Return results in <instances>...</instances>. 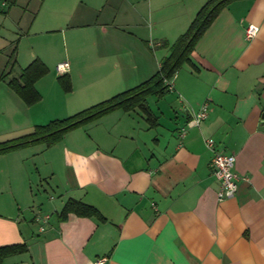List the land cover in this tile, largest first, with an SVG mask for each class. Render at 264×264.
Listing matches in <instances>:
<instances>
[{"label":"crops","instance_id":"1","mask_svg":"<svg viewBox=\"0 0 264 264\" xmlns=\"http://www.w3.org/2000/svg\"><path fill=\"white\" fill-rule=\"evenodd\" d=\"M1 1L19 25L33 0ZM37 1L26 33H0L11 42L5 67L16 48V74L37 58L49 68L33 105L5 81L22 104L4 108L28 111L34 126L150 79L208 0ZM252 24L259 31L247 38ZM33 32L45 37L43 53L34 42L22 47ZM64 61L69 92L56 68ZM164 84L163 96L147 97L151 120L139 107L117 109L53 146L0 155V247L26 245L1 264H91L104 256L108 264H264V0L223 7ZM47 96L56 113L44 121L48 113L32 109ZM205 106L206 119L192 124ZM215 151L236 156L239 176L234 197L222 201ZM69 199L103 218H62Z\"/></svg>","mask_w":264,"mask_h":264},{"label":"trees","instance_id":"2","mask_svg":"<svg viewBox=\"0 0 264 264\" xmlns=\"http://www.w3.org/2000/svg\"><path fill=\"white\" fill-rule=\"evenodd\" d=\"M231 1L208 0L197 13L189 29L172 45L171 54L162 64L161 70L150 79L68 117L36 125L34 130L29 134L0 142V155L38 142L45 143L47 146H53L59 143L70 130L81 127L117 109L127 111L139 107L147 114L148 120H151L152 112L148 106L147 97L151 95L161 97L166 93L165 78L173 77L184 63L190 61V53L199 38L210 26L220 10ZM16 63V48H14L6 69L0 74V82L6 81L27 105H33L41 99V94L36 89L35 84L48 73L49 68L41 59L37 58L16 74ZM58 80L65 92L71 90V79L67 73L61 75ZM69 213L103 218L96 208L76 199H69L65 203L61 217L65 218ZM25 250V244L1 246L0 264L5 257L21 253Z\"/></svg>","mask_w":264,"mask_h":264},{"label":"rangeland","instance_id":"3","mask_svg":"<svg viewBox=\"0 0 264 264\" xmlns=\"http://www.w3.org/2000/svg\"><path fill=\"white\" fill-rule=\"evenodd\" d=\"M37 3H38L37 0H33L31 2L24 16V19H22V21H20V24L17 25V22L19 21L18 17H16L14 13H11L10 15H8L7 11H8L9 5L8 4L4 5L3 2L1 1L0 2V28L2 29V31H0V33H3V35H5L7 38L13 36L14 34L13 30L15 31L17 30L19 33H21V35L23 33H26L28 30V21L32 17L31 14L33 10L37 7ZM22 5H23V0H22ZM19 11L20 9L17 8L15 9L14 12H19ZM21 12L22 10L20 11V13ZM36 35L38 36L36 37ZM41 36L43 35L39 33L35 34V32H33L32 37H31L33 39L25 40L22 44V47L26 46L27 48H30L32 43L34 42V46L36 47V49L43 53V49L41 47L44 44L41 42H43L44 40L43 38L45 37H41ZM10 45H11L10 41L0 38V49L3 51V52H0V74L6 69L5 65L8 59L7 54L11 50L8 48ZM55 48L57 49L56 54L59 53L63 55L65 53V47L63 45H59V46L57 45V47ZM69 49H71V46H69ZM57 56H54L53 58H48V60L51 61L53 59H57L58 58ZM67 59L68 58H66V60ZM19 69H20L19 66H17V71ZM6 102H12L14 104H18V103L22 104L21 98L12 89H9V86L7 85L5 81H1L0 82V126H2L1 127L2 129H0V142L11 140V139L17 138L25 134H29L35 128L34 126L35 124L33 120L28 117L29 116L28 111L26 110L20 111L18 107H17L18 109L17 112L8 111L7 108H4ZM62 102L63 100L59 102V104ZM23 106H25L24 103H23ZM52 107H53V102L51 100V97L47 96V98H45L44 101L40 103V105H36V107H34L32 111L38 112V113L40 112L45 113L46 111L48 114L47 115L42 114L39 118V119H43L44 121H46V119H50L47 117H50L54 113H56L52 110ZM74 113L76 112H73V113L72 112H57L55 116H58V118L56 119H62ZM49 121L50 120H47L46 123H48ZM34 144H35L33 145L34 148H37L35 146H42V147L47 146L45 143H41V142L34 143ZM39 148L41 147H38L37 149Z\"/></svg>","mask_w":264,"mask_h":264},{"label":"built area","instance_id":"4","mask_svg":"<svg viewBox=\"0 0 264 264\" xmlns=\"http://www.w3.org/2000/svg\"><path fill=\"white\" fill-rule=\"evenodd\" d=\"M259 27L256 25H250L246 29L247 38H252L257 35ZM57 71L60 74H66L70 69V63L68 61L61 62L57 65ZM172 87V85L170 84ZM207 117L206 106L195 115L192 124L199 125ZM208 146L213 147V139L207 140ZM236 164V156L234 154H226L219 151L214 152V156L211 161L214 174L220 181V189L218 191V200L222 201L228 198L234 197L237 191V181L239 176L234 171ZM47 221V219L45 220ZM109 257L104 256L97 258L91 264H108Z\"/></svg>","mask_w":264,"mask_h":264}]
</instances>
